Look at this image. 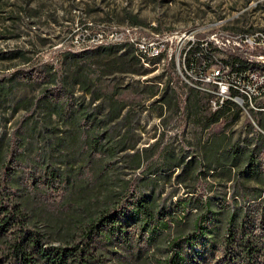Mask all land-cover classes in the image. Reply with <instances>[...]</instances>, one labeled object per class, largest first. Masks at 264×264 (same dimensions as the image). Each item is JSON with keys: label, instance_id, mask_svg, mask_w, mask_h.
<instances>
[{"label": "trees", "instance_id": "obj_1", "mask_svg": "<svg viewBox=\"0 0 264 264\" xmlns=\"http://www.w3.org/2000/svg\"><path fill=\"white\" fill-rule=\"evenodd\" d=\"M200 44L194 68L248 65ZM15 58L0 76V264H264V109L236 134L243 107L232 99L212 109L186 81H121L148 72L128 42L65 50L58 65L0 53ZM20 86L39 90L14 100ZM152 98L164 123L167 113L198 121L195 137L163 130L139 143Z\"/></svg>", "mask_w": 264, "mask_h": 264}, {"label": "rangeland", "instance_id": "obj_2", "mask_svg": "<svg viewBox=\"0 0 264 264\" xmlns=\"http://www.w3.org/2000/svg\"><path fill=\"white\" fill-rule=\"evenodd\" d=\"M2 1L4 2L0 4V53H9L22 48L32 56L31 62L26 64L49 61L58 65L65 50L80 53L101 45L127 42L135 48L130 37L139 35V31L135 29L132 34L123 33L126 27L130 26H138L142 35L162 38L167 46L176 52L179 47H187L194 41L193 53L200 54L201 50L196 49V45L201 43L202 48L207 46L209 51L224 56L229 53H240H234L230 46L225 50H218L216 38L221 41L225 40L227 34L264 30V0ZM129 14H137L142 23L132 24ZM2 33L7 36H1ZM157 33L160 35L157 36ZM182 33H185L186 36L180 38ZM207 40L212 41L211 44ZM184 49L180 54L181 57ZM135 53L137 54L136 48ZM174 56L175 53L172 59L163 57V55L159 56L155 63L142 62L148 71L144 75L120 72L116 73V76L121 81L130 80L139 84L173 80V83L181 90L180 86H183V82H187L186 79L195 81L196 76H201V69L196 67L192 70V65L188 60L186 67L182 61L179 66H176L173 61L176 59ZM244 58L247 60L248 67L255 68L252 57ZM19 59L15 58L12 61L0 59V76L8 73L11 70L8 67L18 63ZM210 72L211 70H208V73ZM202 85L203 88L200 90L209 94L211 89H215L212 82ZM38 90V88L30 86H20L14 91V100L24 95L35 94ZM130 96L139 100L143 95L133 93ZM88 98L90 97L88 96ZM153 101L152 98L146 102L147 107L141 111L136 122L139 143L153 142L158 132L163 130L166 131V139L171 138L175 141L184 138V136L195 137L200 129V126L197 125L198 121L190 119L188 122L186 118L167 113L166 123H164V116H160V110L153 104ZM253 103L255 107L249 105L246 109H242L241 117L234 125L236 134L249 133L251 122L258 127L255 113L259 111L257 105L264 109V95L258 97ZM22 113V109L16 114H11L8 110V125H12L13 121ZM215 126L218 127V124ZM0 127H3L1 122ZM170 189L171 187L168 186L164 194L166 195Z\"/></svg>", "mask_w": 264, "mask_h": 264}, {"label": "built area", "instance_id": "obj_3", "mask_svg": "<svg viewBox=\"0 0 264 264\" xmlns=\"http://www.w3.org/2000/svg\"><path fill=\"white\" fill-rule=\"evenodd\" d=\"M135 29L139 31V35L135 37L132 35L130 39L131 43L135 45L136 52L143 54V63L144 60L156 59L162 55L172 59L175 53L176 57L174 56V58L176 59H173V61L176 66H179L182 61L186 67V61L195 46L194 41L187 47H179L178 52H176L174 49L169 48L162 38L140 34L138 26L126 27L123 33L132 34ZM159 35L160 33H157V36ZM184 36H186L185 33L180 34V38ZM215 42L219 48H217L218 50H225L226 47L230 46L233 48L234 53H240L243 57H254V59L264 60V30L244 31L233 35L227 34L225 40L222 39L220 41L216 38ZM183 48L185 49L181 57L180 54ZM190 64L192 65V70L195 69L192 61ZM207 64H209V61L204 60L202 67ZM208 70H211V72L208 73ZM200 72L201 76H196L194 78L195 81L186 80L189 84L198 88H203L202 84L207 82L214 83L215 89H211L209 98V105L212 109L221 107L227 99L234 100L245 109L249 105L255 107L254 99L264 95V77L259 72L250 70L248 65L240 69H231L228 64L217 59L206 71L200 70Z\"/></svg>", "mask_w": 264, "mask_h": 264}, {"label": "bare ground", "instance_id": "obj_4", "mask_svg": "<svg viewBox=\"0 0 264 264\" xmlns=\"http://www.w3.org/2000/svg\"><path fill=\"white\" fill-rule=\"evenodd\" d=\"M137 54H141V53H137ZM139 57L141 58V60L143 61V54L139 55ZM253 60H252V63L254 62L255 63V68H250V70H253V71H257L259 72V74L264 77V60L262 59H254V57H252ZM152 59L150 60H144V62L147 63L150 62ZM247 61V60H246Z\"/></svg>", "mask_w": 264, "mask_h": 264}]
</instances>
